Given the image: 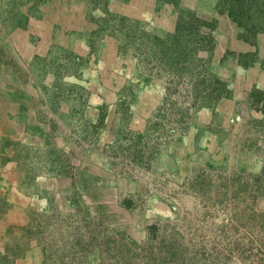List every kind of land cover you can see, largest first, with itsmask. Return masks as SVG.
<instances>
[{
  "label": "rangeland",
  "instance_id": "374dc122",
  "mask_svg": "<svg viewBox=\"0 0 264 264\" xmlns=\"http://www.w3.org/2000/svg\"><path fill=\"white\" fill-rule=\"evenodd\" d=\"M127 1L0 0V264H264V0Z\"/></svg>",
  "mask_w": 264,
  "mask_h": 264
},
{
  "label": "crops",
  "instance_id": "0c3cea01",
  "mask_svg": "<svg viewBox=\"0 0 264 264\" xmlns=\"http://www.w3.org/2000/svg\"><path fill=\"white\" fill-rule=\"evenodd\" d=\"M202 2L200 6L197 7L200 11H206L207 8H202ZM121 7L123 10L122 12L127 15L136 16L138 18H149V20L153 21L152 25H154V29L157 31L166 32L171 30L174 26L175 15L171 6H169L166 1L161 2L156 0H129L126 3H123L122 6L119 5V8ZM205 13L206 12H204V14ZM64 39H66V36L64 37ZM114 55L115 54L113 52L112 45L108 41V39H106L102 42L101 47L98 51V55L96 56L97 60L94 63H96L97 66H93L94 68H88L89 71L95 73V76L93 78H96L97 80L96 85L99 87L98 92L99 94H101V96L107 95L109 93L108 88L112 87L113 85L112 77H110L111 79L108 78L110 71L106 72V67L108 68L110 60H115ZM99 75L106 76H104V80L102 79V77L100 80L98 77ZM252 84H257L261 87H264V69L255 68L250 70V72L248 73L240 72L234 78V82L230 86L231 97L220 99L218 102V107H220V105L223 103H229L234 99L244 97L246 95V87ZM140 88V98L137 101L140 103L141 106L136 109V112L138 114L136 113L137 115L132 118L128 125L129 128L133 129H137L142 126L146 111L149 110L148 108H150V106H153L155 104V101L152 100V96L158 95L160 91L158 83H156V81H154L153 79H149L144 83H141Z\"/></svg>",
  "mask_w": 264,
  "mask_h": 264
}]
</instances>
